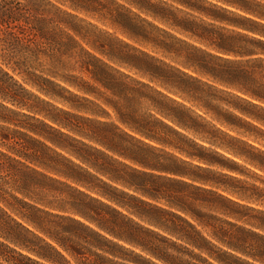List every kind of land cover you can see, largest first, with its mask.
Here are the masks:
<instances>
[{
    "label": "clouds",
    "instance_id": "clouds-1",
    "mask_svg": "<svg viewBox=\"0 0 264 264\" xmlns=\"http://www.w3.org/2000/svg\"><path fill=\"white\" fill-rule=\"evenodd\" d=\"M0 264H264V0H0Z\"/></svg>",
    "mask_w": 264,
    "mask_h": 264
},
{
    "label": "trees",
    "instance_id": "trees-1",
    "mask_svg": "<svg viewBox=\"0 0 264 264\" xmlns=\"http://www.w3.org/2000/svg\"><path fill=\"white\" fill-rule=\"evenodd\" d=\"M169 191H170V194L173 195L174 197H183L187 201H190L191 200V197L188 196L186 193H182V192L176 191L174 188H170ZM103 218L106 221H111V219H112L111 217H109L107 215H104ZM136 235L139 236L141 234L136 233Z\"/></svg>",
    "mask_w": 264,
    "mask_h": 264
},
{
    "label": "rangeland",
    "instance_id": "rangeland-1",
    "mask_svg": "<svg viewBox=\"0 0 264 264\" xmlns=\"http://www.w3.org/2000/svg\"><path fill=\"white\" fill-rule=\"evenodd\" d=\"M150 50V49H149Z\"/></svg>",
    "mask_w": 264,
    "mask_h": 264
}]
</instances>
